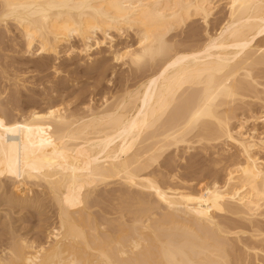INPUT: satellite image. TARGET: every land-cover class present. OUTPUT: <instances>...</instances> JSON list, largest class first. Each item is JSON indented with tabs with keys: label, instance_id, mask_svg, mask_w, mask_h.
<instances>
[{
	"label": "bare ground",
	"instance_id": "obj_1",
	"mask_svg": "<svg viewBox=\"0 0 264 264\" xmlns=\"http://www.w3.org/2000/svg\"><path fill=\"white\" fill-rule=\"evenodd\" d=\"M1 206L0 264H264V0H0Z\"/></svg>",
	"mask_w": 264,
	"mask_h": 264
},
{
	"label": "rangeland",
	"instance_id": "obj_2",
	"mask_svg": "<svg viewBox=\"0 0 264 264\" xmlns=\"http://www.w3.org/2000/svg\"><path fill=\"white\" fill-rule=\"evenodd\" d=\"M198 24L200 23V21H198L197 22ZM197 24V25H198ZM199 26H201L200 24H199ZM182 36L183 35H185V33L184 34H181ZM180 35V37H182ZM118 40V39H117ZM104 50H106V47H102V52H99V53H97V50H93L92 51V63L95 61L96 62V58H99V57H101V56H103V55H108L109 56V54H106V53H108L107 51H104ZM2 51V50H1ZM3 52V51H2ZM95 52H96V54H95ZM106 52V53H105ZM3 53H6V51H4ZM6 54H11L10 52L8 53H6ZM13 54V53H12ZM94 54V55H93ZM101 54H103V55H101ZM74 56V55H73ZM65 58V57H64ZM77 58H81V59H77ZM95 58V59H94ZM74 59V58H73ZM73 59L72 60H68V61H70V62H65V61H63V63H62V65H60V67L62 68L61 69V72L59 73V75H61V77L58 75L57 77L59 78L58 80H56V77L55 78H53V74H52V76L50 75L51 74V72H50V76H49V78L48 77H46V76H48L47 74L49 73L48 71H46V72H41V73H39V72H37V71H35V72H31L32 73V75H36V77H38V79L39 80H34L36 77L34 76V82L32 81V79H31V81H32V83H29L28 81H26V82H24L25 84V86L26 87H31L32 89H34L35 87L34 86H36V84L35 83H37V85L38 84H40V86H42V85H44V86H42V88H44V89H46L47 90V92L48 93H50L49 91H50V88L49 87H51V84H52V82H49L50 81V79H51V81L52 80H56L55 82V85H54V83L52 84V87H51V90H53V88L54 89H56V87L59 89V86H58V84L59 83H61V81H62V79H64V81L65 82H67V80L69 81L68 83H65L64 81H62L63 83H64V86H65V84L67 85H69V86H65L66 87V89H65V91L63 90H61L60 89V92H64L65 93V95L66 96H64V102H68V103H70V108L71 109H75V107L79 104V100H80V98H85L86 96H89L90 94H93L94 92L93 91H95V93L96 92H99V91H97V90H100V92H105L106 90L105 89H109L110 90V85H108V83L107 82H105V81H107L108 80V78H111L112 76H110V75H108V77L106 78V80L105 79H103V80H101V82H100V84H99V86H97V89L95 88L94 89V87L93 86H95V85H93L95 82H93L94 81V79H96V76H98V74H97V72L99 73L100 71V69L98 68V65L97 66H95L94 67V71H92V73L90 74V76L89 75H86V74H84L85 76H81V74L82 73H78L80 70H81V68L82 69H84L83 67L86 65L87 67L89 66V65H91L90 63V59L88 60L87 59V57H85V56H82V57H75V59H77V60H75V62L73 63V62H71V61H73ZM94 59V60H93ZM110 60V59H109ZM77 61V62H76ZM94 62V63H95ZM110 63H112V61H109ZM108 62V63H109ZM64 63H66V64H64ZM69 63V64H68ZM76 63H78L77 65H75ZM68 64V65H67ZM72 64V65H71ZM112 64H114L115 66L113 67V71H115V78L117 77V78H119V74L122 72L121 70H123V67H120L119 66V64H115V63H112ZM70 66V67H69ZM73 66H74V68L76 69L77 67L76 66H78V68H79V71H77L78 70V68H77V70H75L74 68H73ZM79 66H81V67H79ZM86 66H85V68H86ZM68 68V69H67ZM75 70V72L74 71H72V70ZM65 70V71H64ZM72 71V72H71ZM76 71H77V73H76ZM97 71V72H96ZM81 72H82V70H81ZM93 72H95V74L93 73ZM31 73H26L25 75H24V78H26L27 76H32L31 75ZM37 73V74H36ZM39 73V74H38ZM75 73V74H74ZM45 75L46 74V76L44 77V79L42 78V76L43 75ZM79 74V75H78ZM97 74V75H96ZM18 75V74H17ZM40 75V76H39ZM68 75V76H67ZM83 75V74H82ZM96 75V76H95ZM22 76V77H21ZM72 76V77H71ZM93 76H95V78L93 77ZM91 77V78H90ZM19 78H23V75H22V73H19ZM41 78V79H40ZM61 78V79H60ZM45 79H46V81H45ZM49 79V80H48ZM113 79H114V77H113ZM41 80V81H40ZM43 80L47 83V86H46V84L43 82ZM48 80V81H47ZM61 80V81H60ZM74 80V81H73ZM36 81V82H35ZM103 81V82H102ZM116 81V80H115ZM28 82V83H27ZM58 82V83H57ZM51 83V84H50ZM23 84V83H22ZM33 84H35V85H33ZM50 84V85H49ZM62 84V83H61ZM40 86H39V90L41 89L40 88ZM46 86V87H45ZM49 86V87H48ZM28 87V88H29ZM48 87V88H47ZM84 88V89H83ZM37 89V88H36ZM49 89V90H48ZM57 89V90H58ZM82 89H83V91L87 94H84V92H83V94H82ZM107 89V91H109ZM116 89V88H115ZM114 86L112 85V87H111V90L114 92ZM67 90V91H66ZM93 90V91H92ZM24 91H25V93L26 92H28L27 91V89L25 90L24 89ZM87 91V92H86ZM91 91H92V93H91ZM106 91V92H107ZM29 92H31V91H29ZM60 92H58L57 91V93H59L58 95H60ZM67 92V93H66ZM72 93H74L73 95L74 96H78V97H80V98H74L73 97V99H72V96L73 95H70V94H72ZM115 93V92H114ZM79 94V95H78ZM82 94V95H81ZM71 97H70V96ZM82 97H81V96ZM85 95V96H84ZM67 96H69V97H67ZM84 96V97H83ZM99 95L97 94L96 95V97H98ZM66 98H68V99H66ZM70 98L72 99V100H70ZM66 99V100H65ZM77 99V101L76 102H73V101H75ZM72 101V102H71ZM78 102V103H77ZM74 104H75V106H74ZM77 104V105H76ZM77 107H80V106H77ZM177 158L178 157H176V162L178 163L180 160V158L178 159V161H177ZM182 162V161H181ZM181 162H179L178 164L180 165V167H181V165H182V163ZM183 165H184V163H183ZM163 170V169H162ZM181 170H183V172L184 171H186V169L184 170L183 169V166H182V168H181ZM180 170V171H181ZM107 188V187H106ZM102 189V188H101ZM28 206V205H27ZM4 208H6V209H8L9 207H7V206H1L0 207V209H4ZM18 207H13L12 209H11V211H10V215H11V221H12V226L17 230V232L18 233H21V235H23L22 237H25V235H26V237L25 238H34V237H36V236H39V237H41V236H43V237H41V238H44V240L47 238L45 235L46 234H48L47 233V230H49V228H50V225H46V226H48L47 228L48 229H46V226H45V223H48V221L50 222L52 219L50 218V214H49V212L47 213V214H42V215H39V216H37L36 214L35 215H30V214H32V212H33V214H34V210H32V208H28V207H23V210L21 209V208H19V210L17 209ZM20 209L22 210V211H20ZM28 209V210H27ZM31 209V210H30ZM30 210V211H29ZM3 211V210H2ZM32 211V212H31ZM45 211V210H44ZM15 212V213H14ZM25 215V216H24ZM47 215H48V217H47ZM14 218H13V217ZM32 216V217H31ZM34 216H37V217H35L34 218ZM44 216V217H43ZM31 217V218H30ZM38 217L40 218V219H38ZM41 217H42V219H41ZM46 217V218H45ZM18 218H19V220H18ZM26 218V219H25ZM36 220H34V219ZM43 218H45V219H47V220H44ZM48 218H50V220L48 219ZM21 220V221H20ZM32 220V221H31ZM35 221V223L37 222V221H40L41 220V222H38V223H36V224H34V221ZM47 221V222H46ZM44 222V223H43ZM40 223V224H39ZM21 224V225H20ZM37 224H38V226H37ZM42 224H44V226L42 225ZM16 225V226H15ZM40 225H41V227H40ZM0 226H1V224H0ZM21 226V227H20ZM33 226V227H32ZM35 226H37V227H35ZM19 227H20V229H19ZM34 227L36 228V229H34ZM1 228V227H0ZM42 228H44V229H42ZM38 229V230H37ZM19 230V231H18ZM37 230V231H36ZM44 230V231H43ZM23 231V232H22ZM42 233H41V232ZM3 232V230H1L0 229V233H2ZM38 232V233H37ZM25 233V234H24ZM27 233V234H26ZM33 235H35L34 237H33Z\"/></svg>",
	"mask_w": 264,
	"mask_h": 264
}]
</instances>
